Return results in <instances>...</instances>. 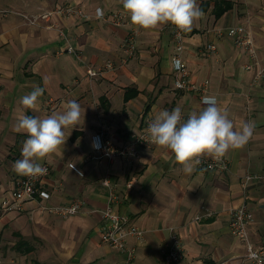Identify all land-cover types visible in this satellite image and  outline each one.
<instances>
[{"label":"crops","instance_id":"obj_1","mask_svg":"<svg viewBox=\"0 0 264 264\" xmlns=\"http://www.w3.org/2000/svg\"><path fill=\"white\" fill-rule=\"evenodd\" d=\"M204 15L191 32H184L182 59L194 83L208 80L206 96L227 110L236 129L254 123L253 136L241 149H230L225 172H208L195 166L186 174L167 149L152 144L127 162L94 159L91 138L106 128L114 147L142 133L161 110L179 107L186 121L190 112L205 105L196 93L173 87L174 53L171 23L155 29L140 28L136 51L123 53L127 34L135 26L121 0H0V260L3 264H158L169 247L170 234L181 240L179 264H241L245 246L230 232V212L245 203L252 213L247 231L252 242L264 246V179L242 190L245 174L264 177V79L252 85L255 68L245 51L222 33L241 26L254 41L264 61V0H197ZM72 7L78 14L37 20L53 9ZM124 15L122 27L111 16ZM101 13L102 16H98ZM224 36V37H222ZM213 44L215 50L207 49ZM68 48L72 53H68ZM111 69L90 78L88 67ZM36 87L44 89L35 109L21 99ZM52 99L53 103L48 104ZM76 100L85 117L65 130V145L39 161L50 166L44 186L49 204L83 203L80 213L68 218L45 214L36 204L5 212L10 197L24 175L13 171L22 159L28 138L16 132L22 115L46 117L62 112ZM69 165L80 172L75 173ZM107 179L110 186L102 185ZM132 181L131 189L127 183ZM116 198L114 211L127 216L142 230L141 239L127 237V255L100 241L101 211L108 196Z\"/></svg>","mask_w":264,"mask_h":264},{"label":"clouds","instance_id":"obj_2","mask_svg":"<svg viewBox=\"0 0 264 264\" xmlns=\"http://www.w3.org/2000/svg\"><path fill=\"white\" fill-rule=\"evenodd\" d=\"M123 10L129 15L132 25L145 30L171 23L182 32H191L196 21L204 15L197 0H121ZM179 61H175L179 65ZM44 89L36 87L21 99L27 109H35ZM203 111L190 112L186 121L179 107L161 110L149 123L147 134L154 145L169 150L175 163L191 174L201 157L220 159L232 149L243 148L251 139L254 123L246 122L240 129L234 127L227 110L217 106L213 96L203 97ZM85 117L76 100L68 101L62 112H53L46 117L22 115L15 125L16 132L27 135L21 156L13 165L18 175L37 177L47 169L39 161L57 152L67 140L65 130L81 124ZM99 149L98 138L92 145ZM75 165H73L74 168Z\"/></svg>","mask_w":264,"mask_h":264},{"label":"built area","instance_id":"obj_3","mask_svg":"<svg viewBox=\"0 0 264 264\" xmlns=\"http://www.w3.org/2000/svg\"><path fill=\"white\" fill-rule=\"evenodd\" d=\"M73 13L85 17L81 11H76L72 7H64L46 11L33 21L41 19L48 22L53 16H63ZM98 16H102V14L99 13ZM110 23L114 27H122L127 21L123 14L116 12L111 16ZM139 29L140 28L137 26L132 28L124 40L123 53L126 58H131L136 51V38ZM224 33L227 38L232 40L238 49L245 51L251 59L247 68L251 66L255 68L252 85L258 84L260 80L264 79V61H261L258 57L251 35L241 26L225 28ZM172 42L174 53L171 57V68L174 73V89L181 92L196 93L203 103V97L206 96L205 94L208 88V80H203L200 83L192 82L187 64L181 57L184 50V32L180 31L175 26L172 30ZM207 49L215 50V46L210 44L207 46ZM67 52L72 53V49L68 48ZM177 60L180 62L179 65L175 64ZM111 68L112 66L110 64L104 65L101 69L88 67L86 69V74L90 78L101 77L106 70ZM49 103L52 104L53 100L49 99L48 104ZM147 128L148 126L129 143L121 147H114L108 130L101 127L91 138L92 145L97 138L100 145L98 150L92 146L94 159L100 160L104 158L111 162L116 157H123L127 162H131L138 157L141 148H150L152 145L147 134ZM42 166L47 169L46 174L37 177L23 176L19 179L12 195L5 199L1 209L5 212L20 211L23 205L29 202L36 204L45 214L57 216L62 219L80 213L83 203L79 199H74L67 205L49 204L52 194L45 188L43 183L50 176L51 169L47 164ZM196 166L208 172H225L228 169L225 156L218 160L207 156L201 157L200 163ZM69 168L75 173L80 174L72 165H69ZM261 179H264V177L254 174H245L241 181L242 190L245 192L251 182ZM102 185L106 187L110 186L107 179L102 180ZM126 186L128 189H131L133 182H128ZM115 198L116 197L111 193L108 196L107 206L101 211L103 225L100 231V241L105 246L126 254L129 260L132 257L133 250L127 248L126 238L132 236L141 239L144 232L132 225L127 216L120 215L114 211L113 204ZM250 222H252V213L247 205L242 203L231 210L228 227L231 234L245 246V253L241 264H264V246L254 244L249 237L247 226ZM169 240V247L162 253L158 264H179L183 257V247L180 238L175 233H171ZM0 264H2L1 261Z\"/></svg>","mask_w":264,"mask_h":264},{"label":"rangeland","instance_id":"obj_4","mask_svg":"<svg viewBox=\"0 0 264 264\" xmlns=\"http://www.w3.org/2000/svg\"><path fill=\"white\" fill-rule=\"evenodd\" d=\"M174 27V26H173ZM243 28V27H242ZM245 29V28H244ZM245 31H247L248 33H249V31L247 30V29H245ZM222 33H224V31L222 32ZM250 34V33H249ZM223 35H225V33L223 34ZM222 37H224V36H222ZM226 37V36H225ZM206 80V79H205ZM208 89V88H207ZM104 159V158H103ZM100 160H102V159H100ZM1 261V260H0ZM2 262V261H1ZM3 264V263H2Z\"/></svg>","mask_w":264,"mask_h":264}]
</instances>
